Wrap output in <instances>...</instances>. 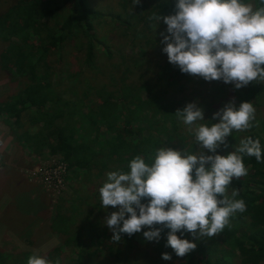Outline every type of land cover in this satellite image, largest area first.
<instances>
[{"label": "trees", "instance_id": "16d2710c", "mask_svg": "<svg viewBox=\"0 0 264 264\" xmlns=\"http://www.w3.org/2000/svg\"><path fill=\"white\" fill-rule=\"evenodd\" d=\"M94 2L13 0L6 10L0 9V73L9 77L7 85L11 87L9 95L0 99V118L19 144L34 155L44 151L60 155L72 175L73 200L56 206L50 221L53 233L65 239L46 259L52 264L57 260L60 264H264V81L250 82L239 90L230 84L229 97L214 104L211 98L224 96L226 86L220 80L209 82L199 76L195 80V75L181 73L170 64L160 42L166 25L163 20L158 24L149 19L172 14L175 0H140L136 5L132 0H121L119 4H124L126 12L110 17ZM245 2L254 8L262 6L259 0ZM104 17L111 19L110 28H102L99 21L96 25V20ZM137 28L152 29V38L136 33ZM141 38L147 39L152 50L141 41L137 55L119 54L124 46ZM103 46L116 52L109 54L116 63L111 64L110 71L116 72L107 78L103 66L108 62L102 65V58L109 61L105 55L109 49L100 54L98 47ZM55 55H66L65 68L57 69L52 60ZM62 77L67 83L63 88ZM15 83L20 87L18 92ZM202 84L217 86L215 95L205 97V89L199 88ZM193 101H198L204 111L205 120L197 124L217 122L209 119L217 107L229 101L237 106L249 101L255 109L253 126L234 130L226 138L227 147L217 149L225 155L243 138L260 142L261 162L243 156L247 175L233 178L226 188L238 190L235 199L244 201L245 211L232 214L220 233L196 239L195 249L184 257L165 247L167 229L159 241H145L142 233L121 234L119 242L112 241L111 230L106 233L107 226L103 222L102 228L97 221L116 210L112 206L107 211L101 208L99 188L106 174L128 171V162L135 156L150 163L159 147L196 153L199 146L192 128L185 132L175 115ZM184 238L194 239L188 233ZM68 248L71 252L66 253ZM164 252L172 259H161ZM30 255L0 251V264H27Z\"/></svg>", "mask_w": 264, "mask_h": 264}, {"label": "clouds", "instance_id": "9594fccd", "mask_svg": "<svg viewBox=\"0 0 264 264\" xmlns=\"http://www.w3.org/2000/svg\"><path fill=\"white\" fill-rule=\"evenodd\" d=\"M139 2L132 0L133 5ZM259 3L262 6L254 8L245 0H175L172 14L149 19L166 25L160 33L161 50L181 73L209 82L220 80L239 90L264 81V0ZM175 115L192 128L199 150L189 154L159 147L150 163L135 156L128 171L106 174L99 195L101 208L116 209L104 218L112 241L135 233H142L145 241H159L167 229L165 247L184 257L195 249L196 239L220 233L232 214L245 211L244 201L235 199L238 190L233 188L229 197L226 188L233 178L247 175L243 156L255 157L259 163L262 154L259 140L251 137L232 145L225 155L217 152L221 145L227 147L226 138L234 130L253 126L255 109L249 101L238 106L227 102L213 113L209 120L217 122L210 125L196 123L205 120L198 101L187 103ZM184 233L194 239L184 238ZM161 259L169 261L172 255L161 253ZM27 264L52 261L32 254Z\"/></svg>", "mask_w": 264, "mask_h": 264}, {"label": "rangeland", "instance_id": "374dc122", "mask_svg": "<svg viewBox=\"0 0 264 264\" xmlns=\"http://www.w3.org/2000/svg\"><path fill=\"white\" fill-rule=\"evenodd\" d=\"M119 1L121 0H96V2L93 3L94 6H97L98 10H101L104 14L107 13V17L114 15H119L118 12L122 11V13L126 10L124 9V4H119ZM13 0H2L0 3V9L2 11L6 10L8 6H11ZM96 9V8H95ZM117 11V12H116ZM129 16V15H128ZM104 17V19H98L96 20V25L98 21L102 24V28H110L112 26V22L110 18ZM105 20V21H104ZM131 23H136L135 20L129 19ZM116 25V24H115ZM99 26V25H98ZM99 28H101L99 26ZM152 29L145 28V31L142 29L140 31L139 28H137L136 33H146V38H152ZM97 34V32L95 31ZM139 41V42H138ZM135 43L131 44L129 43L128 46H124L123 49H120V53L122 55H137L139 53V49L141 46H138L142 41V46L147 49L152 50L151 44H148L147 39L142 40L139 39ZM138 42V44H136ZM112 46V45H111ZM2 46H0L1 51ZM98 49L101 51L100 54H103L104 50L108 51L105 55L108 56L109 61L102 58V65H105V71L106 78L110 77V75L113 73L115 74V70L110 71V67L112 68L114 63L112 57L109 56V54H113L116 52H111V47H98ZM99 54V53H98ZM111 54V55H112ZM60 58V59H59ZM117 58V55L115 54V59ZM52 60L57 65V69L62 68L66 66V55L64 57L57 56L52 57ZM74 62V60H71V64ZM112 64V66H111ZM195 80H199V77L197 75ZM8 76L2 75L0 73V96L6 93V91L11 90L10 85H7L8 82ZM65 79V77H62V81ZM186 80H182L184 83ZM66 79L63 82V86L61 85V88L67 85ZM206 83V82H205ZM219 84V82H217ZM216 83V84H217ZM72 84V83H71ZM217 84V86H218ZM222 86L225 85L226 88L224 91V96L218 97L216 100L211 98L214 104L220 103L222 100L227 99L229 97V88L231 87L230 84H225L221 81ZM17 86V87H16ZM135 86V83L133 84ZM189 87H191V84H188ZM217 86H213L212 88L209 86H204L203 84L199 86L202 89H205L206 94L205 97L209 96V94L214 93V89ZM16 91L20 89L19 85L15 83ZM60 88V89H61ZM210 88V89H209ZM209 89V90H208ZM177 95H180V92H176ZM204 97V98H205ZM1 99V98H0ZM146 99V98H145ZM220 107H217L215 109V112L219 110ZM180 125L182 126L183 130L185 132H189V126L185 125L184 123L179 120ZM183 124H182V123ZM87 128V126H85ZM5 135L2 129H0V136ZM3 138L1 137L0 140ZM7 139V138H5ZM35 156V157H34ZM66 169H65V165ZM0 167H4L3 163H0ZM68 164L64 161V159L60 155H54L49 153L48 151H44L43 154H30V160L29 161H21L16 160V165L14 169L12 170L14 172L13 177L16 178L18 181V177L23 178L25 180V183L23 184V191L31 192L34 194V196L39 195L38 192H43L41 194L42 199L47 204L46 209L39 212H27L25 214H21L19 211H17L15 206H2V209H0V251L8 254H24V253H30V254H38L43 257H48V254L52 252L54 249L59 248L60 245H62L65 236L57 233H53V231L50 229L51 226V218L55 214L54 210L56 206L61 204L62 201H67L68 203L72 201V192L70 189V179L72 175L68 172ZM48 173L53 174L58 178H61L62 180V188L60 190H52L48 189L40 180V178L35 177V174L38 173ZM36 187V188H34ZM231 190L226 189V195L229 197L231 196ZM146 203V202H145ZM101 216H103V213H100ZM95 219L93 220V222ZM99 221L100 225L103 228V218L97 219ZM79 223L77 224V228H79ZM89 225L84 226L83 228H87ZM92 228V227H91ZM106 230V233L109 232L108 227H104ZM78 231V229H77ZM94 232L98 233L96 231V228L94 229ZM85 233V232H84ZM191 236L190 234H188ZM102 241H105V238H101ZM86 248V247H84ZM68 252H71V249L66 250ZM64 252V251H63ZM64 254V253H63Z\"/></svg>", "mask_w": 264, "mask_h": 264}, {"label": "crops", "instance_id": "0c3cea01", "mask_svg": "<svg viewBox=\"0 0 264 264\" xmlns=\"http://www.w3.org/2000/svg\"><path fill=\"white\" fill-rule=\"evenodd\" d=\"M8 95L9 91H6L0 98H6ZM0 129L5 133L0 136L3 138L0 140V163L4 164V167H0V209L2 206H15L21 214L39 212L42 206H45V210L47 204L41 197L43 192H38L40 194L34 196L31 192L23 191L25 180L18 177L17 181L13 177L12 170L16 165V160L29 161L30 154L33 155L32 152L27 149L26 145H21L15 140L5 120L1 118Z\"/></svg>", "mask_w": 264, "mask_h": 264}, {"label": "built area", "instance_id": "2783aa9c", "mask_svg": "<svg viewBox=\"0 0 264 264\" xmlns=\"http://www.w3.org/2000/svg\"><path fill=\"white\" fill-rule=\"evenodd\" d=\"M65 165V164H64ZM65 165V169H66ZM35 177L40 178L41 182L48 188L52 190H60L62 188V180L61 178L56 177L53 174L48 173H38L35 174Z\"/></svg>", "mask_w": 264, "mask_h": 264}]
</instances>
